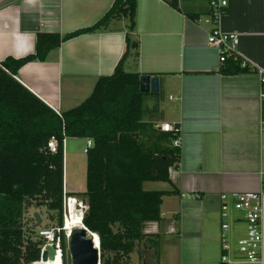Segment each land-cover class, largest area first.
Segmentation results:
<instances>
[{
	"label": "crops",
	"instance_id": "1",
	"mask_svg": "<svg viewBox=\"0 0 264 264\" xmlns=\"http://www.w3.org/2000/svg\"><path fill=\"white\" fill-rule=\"evenodd\" d=\"M114 2L0 0V63L33 54L37 34L63 36L95 25ZM174 2L178 10L162 0H136L133 32L127 31L126 21L110 22L105 31L63 42L44 62L25 65L16 79L60 114L63 96L69 100L92 92L122 59L126 37L136 40L138 58L130 51L123 70L160 81L158 94L144 96L143 120L157 129L178 124L181 151L180 163L170 171L171 185H151L166 192L176 188L178 194L163 198V222L145 232L171 245L170 264H264V197L260 261L248 263L237 253V240L245 235L241 216L231 218L226 262L216 261L214 254L220 197L231 203L235 194L264 191V86L258 76L264 73V0H228L221 29L238 36V57L256 71L234 76L218 72V51L207 43L210 28L201 20L208 6ZM63 189L68 194L64 182ZM167 237L174 238L172 244Z\"/></svg>",
	"mask_w": 264,
	"mask_h": 264
},
{
	"label": "trees",
	"instance_id": "2",
	"mask_svg": "<svg viewBox=\"0 0 264 264\" xmlns=\"http://www.w3.org/2000/svg\"><path fill=\"white\" fill-rule=\"evenodd\" d=\"M162 1L178 10L174 0ZM135 17L136 0H115L95 25L63 36L37 34L33 54L0 63V264L39 262L44 242L24 223L30 204L41 202L55 213L57 228L63 226V143L71 138L93 143L86 152V192L69 196L86 202L82 224L99 238L100 264H130V256L141 245L159 259L161 237L146 233V226L163 222V198L178 191L151 185H171L170 171L180 163L181 151L173 146L178 133H164L143 120L146 94L139 90L140 75L122 68L130 51L138 58V42L126 37L124 55L113 73L99 78L79 106L60 114L16 79L25 65L44 62L63 42L105 31L110 22L126 21L127 31L133 32ZM218 72L256 73L242 68L240 58H228ZM51 139L57 143L56 153L47 147ZM60 237L66 264L63 232Z\"/></svg>",
	"mask_w": 264,
	"mask_h": 264
},
{
	"label": "built area",
	"instance_id": "3",
	"mask_svg": "<svg viewBox=\"0 0 264 264\" xmlns=\"http://www.w3.org/2000/svg\"><path fill=\"white\" fill-rule=\"evenodd\" d=\"M179 1H196L203 2L208 6L209 13L201 21L204 25L210 28L207 43L216 48L218 51V63L222 65L228 58H239L236 53L238 45V36L234 33H226L221 29L223 16L228 7V0H179ZM242 68H251L241 60ZM259 82L264 85V73L259 72ZM261 98L264 99V92L261 93ZM160 130L164 133H178V124L164 123L160 126ZM65 147V142L63 143ZM93 143L91 140L86 141L84 153L91 149ZM174 147H180L179 137L173 142ZM47 147L51 153H56L57 143L51 139ZM261 186L264 188V177H261ZM64 190V189H63ZM66 194V193H64ZM263 197L264 191L239 193L232 196L231 203L228 202L227 196L222 195L220 205V248L222 253V262H226L227 253L230 251L229 231L231 230V211L240 213L241 219L245 224V235L237 240L236 249L238 255L248 263H257L261 259L263 247L262 235V219H263ZM71 199L77 205L73 198L64 197L63 211L64 221L61 228L42 229L38 232L37 237L42 239L44 247L52 245L56 250V258H59L62 263L61 251V233L63 232L66 242L69 239L70 232L66 229V218L70 213L69 203ZM42 252V251H41ZM53 264V263H51Z\"/></svg>",
	"mask_w": 264,
	"mask_h": 264
},
{
	"label": "rangeland",
	"instance_id": "4",
	"mask_svg": "<svg viewBox=\"0 0 264 264\" xmlns=\"http://www.w3.org/2000/svg\"><path fill=\"white\" fill-rule=\"evenodd\" d=\"M91 92V91H90ZM83 93L79 95H74L72 99L63 96V112L71 110L79 106L91 93ZM162 105L167 106V102L162 103ZM86 147L85 139L71 138L67 139V145H65L64 152V163H63V179L65 184V191L68 192L66 197L73 198L77 202L76 213L80 215L81 219L85 213V200L80 197H72L69 194H84L86 192V154L84 149ZM153 188V187H151ZM156 189V188H153ZM157 190V189H156ZM64 191V190H63ZM65 193V192H64ZM84 201V202H83ZM78 207V208H77ZM34 213H37L40 217L41 224L38 226L35 222L32 221V216ZM83 213V214H82ZM63 211V221H64ZM240 213L231 211V217H240ZM221 220L219 219V222ZM25 227L30 232H33L35 235L42 229H51L57 228V220L55 213H49L46 208L42 205L41 202H35L30 204L25 213L24 219ZM150 227L153 228L152 224L146 226L145 231H149ZM157 227V226H155ZM231 231V230H230ZM229 231V233H230ZM231 234V233H230ZM229 234V237H230ZM170 239V240H169ZM169 243H173L174 238H166ZM171 245L163 243V239L160 241L159 249V259H157L153 250L147 248L146 246H139L136 248L135 252L130 256V264H170L171 259L174 257V251L169 250ZM169 254V255H168ZM214 254L216 255V261L221 259V248H220V228L218 227V243L214 246ZM171 260V261H170Z\"/></svg>",
	"mask_w": 264,
	"mask_h": 264
},
{
	"label": "water",
	"instance_id": "5",
	"mask_svg": "<svg viewBox=\"0 0 264 264\" xmlns=\"http://www.w3.org/2000/svg\"><path fill=\"white\" fill-rule=\"evenodd\" d=\"M141 94H158L160 81L158 77L142 75L139 79ZM84 202V201H83ZM36 225L41 224L37 213L32 216ZM36 238H38L36 236ZM56 259V250L52 245H46L41 252L40 260L34 264H51ZM66 264H100V243L97 235L89 232L82 224L70 231L65 252ZM63 264V263H62Z\"/></svg>",
	"mask_w": 264,
	"mask_h": 264
},
{
	"label": "bare ground",
	"instance_id": "6",
	"mask_svg": "<svg viewBox=\"0 0 264 264\" xmlns=\"http://www.w3.org/2000/svg\"><path fill=\"white\" fill-rule=\"evenodd\" d=\"M76 206L77 205L75 204V202L71 199L69 203L70 213L66 218V229L68 232L72 231L74 228H77L81 225V217L75 211L77 210ZM53 264H62V263L59 258H56Z\"/></svg>",
	"mask_w": 264,
	"mask_h": 264
},
{
	"label": "flooded vegetation",
	"instance_id": "7",
	"mask_svg": "<svg viewBox=\"0 0 264 264\" xmlns=\"http://www.w3.org/2000/svg\"><path fill=\"white\" fill-rule=\"evenodd\" d=\"M66 262V261H65Z\"/></svg>",
	"mask_w": 264,
	"mask_h": 264
}]
</instances>
